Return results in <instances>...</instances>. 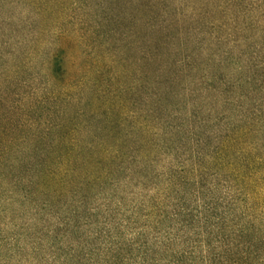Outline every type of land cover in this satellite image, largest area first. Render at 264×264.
I'll list each match as a JSON object with an SVG mask.
<instances>
[{
	"label": "trees",
	"instance_id": "16d2710c",
	"mask_svg": "<svg viewBox=\"0 0 264 264\" xmlns=\"http://www.w3.org/2000/svg\"><path fill=\"white\" fill-rule=\"evenodd\" d=\"M135 1L137 88L74 35L5 53L47 92L0 106V264H264V0Z\"/></svg>",
	"mask_w": 264,
	"mask_h": 264
},
{
	"label": "rangeland",
	"instance_id": "374dc122",
	"mask_svg": "<svg viewBox=\"0 0 264 264\" xmlns=\"http://www.w3.org/2000/svg\"><path fill=\"white\" fill-rule=\"evenodd\" d=\"M32 1L33 3H31ZM114 1L0 0V21L6 22L11 17L10 22L7 23L13 24L9 27V30H7L8 27L4 31L0 30V67L4 68H0V106L6 104L5 106L9 107L12 104V107L19 105L26 108L31 101L47 92L44 79L39 76L37 69L33 68L38 63V59L35 62L34 57H27L26 49L28 48H25V52L24 50L20 51L17 62L13 58H7L5 53L14 51L21 42L25 45H28L27 43L31 44L34 39L37 40L39 35L47 41L50 39H48V36L54 33L65 36L74 35V40L80 37L83 44L80 45L79 50L87 54L84 59L87 65H90L94 59L101 55L100 50H104L102 53L103 58L113 66L107 68L109 75L120 73L125 78L123 86H129L133 81L135 82L133 85H136L137 88L136 81L140 78V48L143 45V21L139 18L138 12L132 13L133 8L129 11L125 9L126 6L122 8L119 5L109 6ZM175 1L177 4L181 2V0ZM182 1L183 3L180 6L178 5L177 8L180 11L178 12L180 16L189 18L190 20H187L190 21L188 24L193 21L198 23L196 21H199V27L202 28L203 32V6H199L200 10L195 9L198 6L197 3H203V0ZM34 2L47 3L39 5L40 8H45L40 17L38 16L39 18L35 16L39 12H37V6ZM21 17L23 19H33L34 27H40V32L36 28L33 29V26H27V30L17 28L18 32H16L14 28L19 25L17 21ZM197 26L195 25V27ZM199 31L201 32L200 29L190 30L192 33L188 32V34H191V38L202 41L201 44L188 43V55L192 53V50L197 51L198 48L203 50V34L199 36ZM39 43L42 44V42ZM43 48H36L39 51L38 58H46L44 55L46 48ZM41 61H39L38 67H40ZM188 61L191 64L192 61L190 59ZM16 64L26 69H21ZM68 67H70V64L66 63V68ZM200 67L203 68V64ZM196 74L195 80L200 83L203 71Z\"/></svg>",
	"mask_w": 264,
	"mask_h": 264
}]
</instances>
